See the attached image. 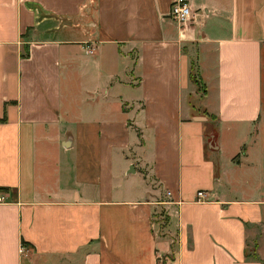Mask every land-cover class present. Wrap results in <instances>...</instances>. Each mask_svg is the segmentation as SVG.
Wrapping results in <instances>:
<instances>
[{
	"label": "crops",
	"instance_id": "1",
	"mask_svg": "<svg viewBox=\"0 0 264 264\" xmlns=\"http://www.w3.org/2000/svg\"><path fill=\"white\" fill-rule=\"evenodd\" d=\"M173 1L0 0V264H264V0Z\"/></svg>",
	"mask_w": 264,
	"mask_h": 264
},
{
	"label": "built area",
	"instance_id": "2",
	"mask_svg": "<svg viewBox=\"0 0 264 264\" xmlns=\"http://www.w3.org/2000/svg\"><path fill=\"white\" fill-rule=\"evenodd\" d=\"M169 18L177 24H183L191 17V11L186 2L182 0L173 1L169 7L168 12ZM195 199L197 202H206V193L204 191H196ZM5 203V199L2 194H0V204ZM25 247L20 245L18 248V253L23 254Z\"/></svg>",
	"mask_w": 264,
	"mask_h": 264
},
{
	"label": "rangeland",
	"instance_id": "3",
	"mask_svg": "<svg viewBox=\"0 0 264 264\" xmlns=\"http://www.w3.org/2000/svg\"><path fill=\"white\" fill-rule=\"evenodd\" d=\"M262 81H263V90H262V94H263V104H264V72L262 73Z\"/></svg>",
	"mask_w": 264,
	"mask_h": 264
},
{
	"label": "trees",
	"instance_id": "4",
	"mask_svg": "<svg viewBox=\"0 0 264 264\" xmlns=\"http://www.w3.org/2000/svg\"><path fill=\"white\" fill-rule=\"evenodd\" d=\"M192 78V77H191Z\"/></svg>",
	"mask_w": 264,
	"mask_h": 264
}]
</instances>
